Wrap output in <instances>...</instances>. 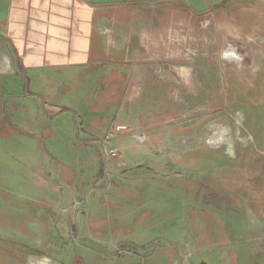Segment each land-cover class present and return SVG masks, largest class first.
<instances>
[{
    "label": "rangeland",
    "instance_id": "1",
    "mask_svg": "<svg viewBox=\"0 0 264 264\" xmlns=\"http://www.w3.org/2000/svg\"><path fill=\"white\" fill-rule=\"evenodd\" d=\"M198 26L183 82L117 107L104 142L74 109L40 138L31 85L0 94V264H264V4Z\"/></svg>",
    "mask_w": 264,
    "mask_h": 264
},
{
    "label": "crops",
    "instance_id": "2",
    "mask_svg": "<svg viewBox=\"0 0 264 264\" xmlns=\"http://www.w3.org/2000/svg\"><path fill=\"white\" fill-rule=\"evenodd\" d=\"M231 1L0 0V94L31 85L35 124L26 127L40 138L54 140L44 122L74 109L89 136L104 142L117 107L129 116V103L152 84L183 82V36Z\"/></svg>",
    "mask_w": 264,
    "mask_h": 264
},
{
    "label": "built area",
    "instance_id": "3",
    "mask_svg": "<svg viewBox=\"0 0 264 264\" xmlns=\"http://www.w3.org/2000/svg\"><path fill=\"white\" fill-rule=\"evenodd\" d=\"M123 129V127H117L116 128V130L117 131H121ZM112 137H114V134H113V132L112 133H110V134H108V136L106 137V139H110V138H112ZM109 143H107V142H105V145H108ZM106 147V146H105ZM116 155V153H115V150H113V149H107L106 150V156L107 157H114Z\"/></svg>",
    "mask_w": 264,
    "mask_h": 264
},
{
    "label": "flooded vegetation",
    "instance_id": "4",
    "mask_svg": "<svg viewBox=\"0 0 264 264\" xmlns=\"http://www.w3.org/2000/svg\"><path fill=\"white\" fill-rule=\"evenodd\" d=\"M227 50H230V49H228V47H227Z\"/></svg>",
    "mask_w": 264,
    "mask_h": 264
}]
</instances>
